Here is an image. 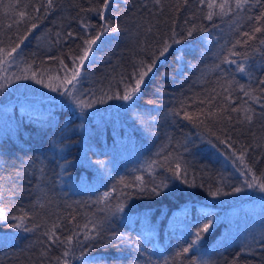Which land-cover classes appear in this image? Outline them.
<instances>
[{"label": "trees", "instance_id": "obj_1", "mask_svg": "<svg viewBox=\"0 0 264 264\" xmlns=\"http://www.w3.org/2000/svg\"><path fill=\"white\" fill-rule=\"evenodd\" d=\"M103 3L52 0L49 8L47 0H0V264H264V241L241 248L264 231V199H225L221 161L209 159L220 150L248 180L264 176V97L257 103L240 91L261 96L264 88V31L243 36L257 26L264 0L211 20L205 0H112L101 17L93 9ZM98 34L73 92L76 105L51 86L65 75L60 61L75 67L84 41ZM238 39L247 43L232 59L244 73L221 63ZM164 43L171 47L141 92L132 101L114 98ZM225 89L235 103L224 100ZM242 106L254 110L251 124L231 111ZM157 186L159 195L151 191ZM237 211L251 225L240 239ZM20 216L23 223L13 219ZM205 223L208 232L179 255ZM54 224L61 241L75 232L80 242L52 243L45 232ZM86 232L95 238L86 240Z\"/></svg>", "mask_w": 264, "mask_h": 264}, {"label": "snow or ice", "instance_id": "obj_2", "mask_svg": "<svg viewBox=\"0 0 264 264\" xmlns=\"http://www.w3.org/2000/svg\"><path fill=\"white\" fill-rule=\"evenodd\" d=\"M112 2V0H104V3L102 4V6L99 9H93L94 11H97L101 17H103L104 12L108 9L109 4ZM156 3H160V0H155ZM185 3H187V0H184ZM260 2V0H256V3L258 4ZM252 0H205V6L209 9V11L206 14V19L211 20L213 18L214 15H227V14H231L233 12V9L237 10V11H241L246 9L247 7L251 6ZM47 4L48 7L51 8L52 7V0H47ZM37 11H39L37 9ZM25 15V13L21 12L20 16L23 18ZM258 24L256 27H254L252 29V32H245L243 33L244 37H247L248 40H252V39H256L255 34L256 33H260L262 31H264V25H259V21H264V11L261 12V14L257 17L254 18ZM33 27H35V25H33ZM103 31H107V27H105ZM192 31L193 30H189L188 31V35L191 36L192 35ZM102 34V33H101ZM69 35H71V33H69ZM176 37V33L173 32L171 39L174 40L175 43H180L179 40L175 39ZM24 39H27V37L25 36ZM100 40V35H96L95 38H90L84 41V46L81 49V54H79L78 56L73 58V64L75 65V67L69 69L68 66L66 64L63 63V61H60L62 67L65 70V75L63 77V79H60L59 77H56V79L58 80V86H51V90L52 91H57L59 89H62V91L66 94H68L69 96L72 95V93L75 91L76 89V85L79 82V77H80V72L81 69L83 68L84 64L86 61H88L90 54L93 51V46L97 44V41ZM21 43H23V40H21ZM247 40H236L235 44H233V46L229 49L226 50L227 54L226 55H222L221 57V63H226V64H236L237 65V70L241 73L245 72V68L242 64L237 63L236 60L232 59V57H236L241 55L240 53H238L235 49L237 45H242V44H246ZM259 43L261 45H264V39H260ZM19 45H17L18 47ZM171 45L168 43H164L160 49L158 50V54H153V59L151 60V62H145V61H141L139 66H138V71L135 72L133 74L134 77V83L131 84H126L124 91L122 94H115L114 98L116 99H120L123 101H132L133 98L139 94L141 92L142 86L145 85V81L146 78L149 77V75L151 73L154 72L155 67H156V63L157 61L166 55V53H168L169 49H170ZM16 52V48H12L10 51L4 52L5 56H12L14 53ZM78 61V63H77ZM5 63H8V61L5 59L4 61ZM217 68L219 67V65L216 66ZM25 79L29 78V77H23ZM33 79H35V74H33V76L31 77ZM43 81L40 79H36V83H42ZM259 83L261 85H264V80L259 81ZM46 87H49V85H45ZM70 86V87H69ZM4 87V85H0V89H2ZM241 92H244L245 96H248L251 100L256 101L257 103H259L262 99V97H264V88L260 89L261 91V96H256L253 95L250 92L245 91V89L243 87L240 88ZM113 98V97H110ZM72 99L75 101L76 97H72ZM224 100L225 101H231L232 103H235V101H232V96L228 93V90L225 89V95H224ZM79 104L81 107H88L90 106V102L89 103H85L84 101H79ZM261 107H264V104H261ZM232 112H242L243 116L242 118H238L237 122L238 123H244L247 122L249 124L252 123L253 118H254V110L251 107H244L242 106L241 108H231ZM203 115H205V118H210L214 115L213 112L209 111L207 113H203ZM185 119L189 120V121H193L195 119H199V117H193L192 115L186 114ZM227 119H231L230 116L226 117ZM245 157V153H241L239 159L241 160L242 163H245L244 160ZM245 167L247 168V164L245 163ZM248 171L251 172V168H248ZM180 174V165L179 163L176 164V175L179 176ZM138 180L141 181V190H143V178L142 177H138ZM121 183H124L123 181H121ZM245 185L248 188H257L259 191L264 192V176L257 178L255 175L252 176L251 180H245L244 181ZM166 187V185H164ZM125 187H127V185H125ZM158 187H153L151 189V191L157 195H159V191H158ZM236 192H240L242 191V188H236L235 189ZM110 193H104L103 196L101 197L102 200H107L110 197ZM117 212H122L123 211V205L120 204L117 206L116 208ZM27 214H25L26 216ZM0 218H6L3 217L2 214H0ZM24 216H20V217H13V219H18L21 221V223H23L24 221ZM74 219V218H73ZM90 224L93 225V230L96 229L97 225L95 223H93L92 221H89ZM16 227H20V225H15ZM59 227V225L54 224L52 226L51 229H49L48 232H45L46 236H49L50 240L52 241V243H62V244H66V245H72L73 243V238L75 237L77 242L79 241V235L75 232H73V235H70L68 237L65 238V240L61 241L59 239V237L56 235V228ZM74 227H78V225L74 226ZM85 228L88 227V225H84ZM211 227V223H205L198 231L195 232V239L192 241V244L188 247V248H184L182 250V252L179 255H183L187 252H189L191 250V248L195 247L196 244L198 243V241L200 239H202V234L203 233H207L209 228ZM98 234V232H97ZM84 238L87 239H94L95 237L92 235L91 232H86L84 233ZM69 251L70 250H66L63 255L65 257H67L69 255ZM81 259H83V256H81ZM63 264H68V261L65 260L63 262ZM190 264H196L195 261H190ZM233 264H236V261H233Z\"/></svg>", "mask_w": 264, "mask_h": 264}, {"label": "rangeland", "instance_id": "obj_3", "mask_svg": "<svg viewBox=\"0 0 264 264\" xmlns=\"http://www.w3.org/2000/svg\"><path fill=\"white\" fill-rule=\"evenodd\" d=\"M54 81H56V79H54V80H51V81H49L48 82V84L49 85H51ZM77 93L75 92V93H72V95L71 96H69L68 94V99H69V101L71 102V103H74V102H76V101H74L73 99H72V97H75V95H76ZM64 95V94H63ZM62 95V96H63ZM74 104H76L77 105V103H74ZM80 105V104H79ZM216 147H217V145H216ZM92 148V147H91ZM94 149V148H93ZM95 150H97V149H95ZM205 150H207V148L205 149ZM210 150L212 151V152H214V149H212V148H210ZM218 150V149H217ZM98 151V150H97ZM209 151V150H208ZM210 151V152H211ZM216 151V150H215ZM219 151V155L218 156H215V155H211L212 157H209V159H210V161L212 160L211 158H213V157H217L218 159H220V161H221V163H217L218 164V166H217V168H219L220 166L222 167V169H224V172H225V174L223 175V180H222V182H220V185H221V188L223 189V190H226L227 192H225L224 193V195H225V199H227V198H229V197H231V196H233V195H236V196H239L240 194H245L246 196H248L249 198H253V196L254 197H257V198H263L264 199V194H257V191H258V189L257 188H248L246 185H245V183H244V181L247 179L246 177H243L242 176V174H240L239 172H238V170H236V168H235V166L233 165V163L232 162H230L226 157V155L223 153V152H221L220 150H218ZM212 152H211V154H212ZM215 153V152H214ZM222 154V155H221ZM213 161V160H212ZM71 179V178H70ZM248 180V179H247ZM236 188H242V191H240V192H236L235 191V189ZM72 189H75V190H78V189H81V186L80 185H75L74 187H72ZM74 190V191H75ZM249 192H251V194L252 195H250L249 194ZM215 196H217V195H215ZM212 199V201H214V202H217L218 200H221V199H214V198H211ZM256 204H258V203H256ZM259 205V204H258ZM237 213H239V214H237V215H235L234 217H233V222H232V225L233 224H235L237 227H238V231H237V235L236 236H238V238L240 239V235H241V233H240V231L241 230H244V229H246V228H248L249 226H251L250 224H249V219H247V221H244L245 220V217H243L242 216V214H241V212H238L237 211ZM223 221V216H221L220 218H219V222H222ZM261 222H264V215L262 216V218H261V220H260V223ZM264 229V228H263ZM264 234V231H262L261 233H259V234H257V239H253L252 237H251V240L249 241V242H247V244H245L244 246H242L241 248H245L246 250H251V249H253V248H257V245H259L261 242H263L264 241V236L262 237L261 235H263ZM259 236H261L262 237V239H261V237H259ZM198 255H200V252L198 251ZM93 261V260H92ZM94 262V261H93Z\"/></svg>", "mask_w": 264, "mask_h": 264}]
</instances>
